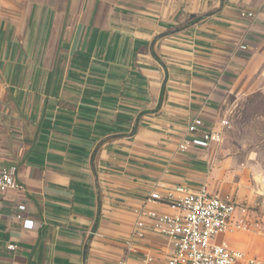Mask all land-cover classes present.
Segmentation results:
<instances>
[{
    "label": "crops",
    "instance_id": "0c3cea01",
    "mask_svg": "<svg viewBox=\"0 0 264 264\" xmlns=\"http://www.w3.org/2000/svg\"><path fill=\"white\" fill-rule=\"evenodd\" d=\"M262 35L264 0H0V163L24 187L0 200V264H164L146 217L140 254L125 252L134 211L167 212L145 201L157 182L226 198L219 146L177 145L195 117L219 127Z\"/></svg>",
    "mask_w": 264,
    "mask_h": 264
},
{
    "label": "built area",
    "instance_id": "2783aa9c",
    "mask_svg": "<svg viewBox=\"0 0 264 264\" xmlns=\"http://www.w3.org/2000/svg\"><path fill=\"white\" fill-rule=\"evenodd\" d=\"M242 16L254 17L252 12ZM241 50L245 46L239 47ZM226 120L218 128H207L201 118L195 117L184 129V137L178 143L180 153L190 148L210 149L222 143ZM23 186L15 179L14 172L0 163V200L8 191H21ZM147 203L162 204L167 212L147 210L144 206L134 211L136 220L128 238L123 242L126 253L140 254V244L145 237L143 217L151 220L152 230L167 241L164 264H264V259L250 255L233 246L226 238L242 229L241 207L232 199L219 196L209 190L206 183L198 187L178 184L168 186L157 182L147 194ZM24 204L15 208L14 218L24 229H32V220L25 219ZM9 249H16L9 245ZM141 264H154L151 252L143 253ZM118 264H129L127 258Z\"/></svg>",
    "mask_w": 264,
    "mask_h": 264
},
{
    "label": "rangeland",
    "instance_id": "374dc122",
    "mask_svg": "<svg viewBox=\"0 0 264 264\" xmlns=\"http://www.w3.org/2000/svg\"><path fill=\"white\" fill-rule=\"evenodd\" d=\"M241 56L220 105L217 126L221 120L227 125L216 150L219 176L213 181L242 209V229L229 237L233 246L264 259V39L250 43ZM222 238L228 237L217 239Z\"/></svg>",
    "mask_w": 264,
    "mask_h": 264
},
{
    "label": "trees",
    "instance_id": "16d2710c",
    "mask_svg": "<svg viewBox=\"0 0 264 264\" xmlns=\"http://www.w3.org/2000/svg\"><path fill=\"white\" fill-rule=\"evenodd\" d=\"M163 92H164V89L162 88V90H161V95H160V99L163 97ZM97 220H98V219H96L95 226L97 225Z\"/></svg>",
    "mask_w": 264,
    "mask_h": 264
}]
</instances>
